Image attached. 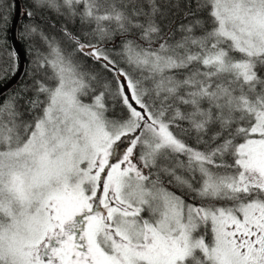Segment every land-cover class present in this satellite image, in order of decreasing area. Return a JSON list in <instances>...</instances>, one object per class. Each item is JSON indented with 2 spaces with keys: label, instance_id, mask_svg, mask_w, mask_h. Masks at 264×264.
I'll use <instances>...</instances> for the list:
<instances>
[{
  "label": "snow or ice",
  "instance_id": "snow-or-ice-1",
  "mask_svg": "<svg viewBox=\"0 0 264 264\" xmlns=\"http://www.w3.org/2000/svg\"><path fill=\"white\" fill-rule=\"evenodd\" d=\"M0 264H264V0H0Z\"/></svg>",
  "mask_w": 264,
  "mask_h": 264
}]
</instances>
